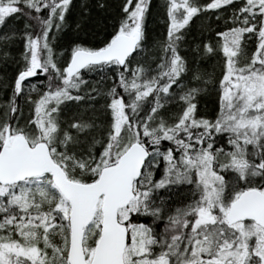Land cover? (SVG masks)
Listing matches in <instances>:
<instances>
[{"label": "snow or ice", "instance_id": "6c2138e0", "mask_svg": "<svg viewBox=\"0 0 264 264\" xmlns=\"http://www.w3.org/2000/svg\"><path fill=\"white\" fill-rule=\"evenodd\" d=\"M0 264H264V0H0Z\"/></svg>", "mask_w": 264, "mask_h": 264}, {"label": "trees", "instance_id": "16d2710c", "mask_svg": "<svg viewBox=\"0 0 264 264\" xmlns=\"http://www.w3.org/2000/svg\"><path fill=\"white\" fill-rule=\"evenodd\" d=\"M156 3H159L160 0H155ZM196 23H199L197 21ZM104 24L105 22L100 20H94L90 24L86 23V30H87V42L90 45H94L97 43H100L103 38L107 35L106 31L104 30ZM110 27L108 28V31H110ZM163 31V25L161 24L159 18L153 17L149 19V48L151 49L152 46L155 43L154 38L159 36L160 33ZM81 38H85L84 34L81 33ZM67 39H76V35L74 33H69ZM191 39V37L189 38ZM205 67L209 72L212 71V65L208 64L207 62H204ZM201 110H207L209 113H211L216 107L215 103V94H211L209 97H207L205 100H202L200 103ZM225 148H227V144L224 145Z\"/></svg>", "mask_w": 264, "mask_h": 264}]
</instances>
